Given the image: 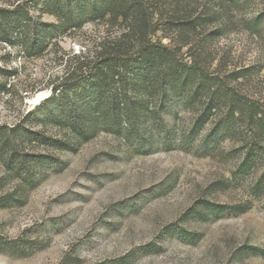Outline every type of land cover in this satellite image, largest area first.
Here are the masks:
<instances>
[{
  "label": "rangeland",
  "instance_id": "obj_1",
  "mask_svg": "<svg viewBox=\"0 0 264 264\" xmlns=\"http://www.w3.org/2000/svg\"><path fill=\"white\" fill-rule=\"evenodd\" d=\"M43 1L0 0L7 12L4 22L0 18V125L39 106L43 100H30L40 92L49 95L45 85L61 75L62 59L106 35L90 24L70 37L55 29L45 33L55 20L43 13ZM200 3L216 15L193 39L202 44L200 62L264 109V0ZM16 7L37 24L41 38L51 34L57 45L26 57L30 23L25 31L6 25L15 20ZM15 28L17 37L10 33ZM239 72L244 78L235 82ZM197 108L194 101L164 104L155 121L165 129H152L148 148L100 132L66 150H43L59 165L42 169L20 204L0 209V264H264V185L261 193L253 192L259 168L238 187H222L240 161L243 137L239 130L231 133L208 155L202 142L216 121L206 122L190 140ZM201 200L227 212L208 221L188 214ZM236 206L246 210L229 211ZM176 227L196 239H182Z\"/></svg>",
  "mask_w": 264,
  "mask_h": 264
},
{
  "label": "trees",
  "instance_id": "obj_2",
  "mask_svg": "<svg viewBox=\"0 0 264 264\" xmlns=\"http://www.w3.org/2000/svg\"><path fill=\"white\" fill-rule=\"evenodd\" d=\"M42 5L43 13L55 20L44 32L55 29L59 36L70 37L90 24L104 29L106 35L62 59L61 75L47 82L50 95L39 106L23 111L13 124L0 125V209L20 204L40 171L59 165L44 151L69 149L72 143H86L100 132L148 148L154 138L152 129H165L155 121V115L174 100L183 106L194 101L200 107L190 125V140L198 137L206 122L215 119L202 142L208 155L219 140L241 132L240 161L221 186L238 187L259 168L253 192H262L264 109L258 101L228 87L215 73H208L200 62L202 44L193 39L205 33L216 16L211 17L200 0H44ZM14 11L15 20L6 25H22L24 31L29 23L32 27L26 57H39L48 45H57L51 34L41 38L37 24L21 7ZM6 13L0 10L3 22ZM19 32L15 28L10 33L17 37ZM241 78L239 72L233 80ZM49 130L53 134H45ZM227 209L201 200L188 214L208 221ZM245 210L243 206L229 209L233 213ZM176 231L182 239H196L180 227Z\"/></svg>",
  "mask_w": 264,
  "mask_h": 264
},
{
  "label": "bare ground",
  "instance_id": "obj_3",
  "mask_svg": "<svg viewBox=\"0 0 264 264\" xmlns=\"http://www.w3.org/2000/svg\"><path fill=\"white\" fill-rule=\"evenodd\" d=\"M44 96H47V93L44 92H40L39 94H37V96L35 98H32L30 100V102H32V104H36L38 101H40Z\"/></svg>",
  "mask_w": 264,
  "mask_h": 264
},
{
  "label": "water",
  "instance_id": "obj_4",
  "mask_svg": "<svg viewBox=\"0 0 264 264\" xmlns=\"http://www.w3.org/2000/svg\"><path fill=\"white\" fill-rule=\"evenodd\" d=\"M49 95H50V92H49ZM49 95H47V96H44V97H43L41 100H44V99H46V98H47ZM41 100H40V101H41ZM40 101H38L36 104L38 105ZM30 103L32 104V102H30Z\"/></svg>",
  "mask_w": 264,
  "mask_h": 264
}]
</instances>
